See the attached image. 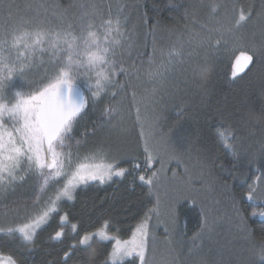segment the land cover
Here are the masks:
<instances>
[{"label":"snow or ice","instance_id":"snow-or-ice-1","mask_svg":"<svg viewBox=\"0 0 264 264\" xmlns=\"http://www.w3.org/2000/svg\"><path fill=\"white\" fill-rule=\"evenodd\" d=\"M209 8L215 20L221 5ZM3 13L0 241L4 246L14 245L18 256L5 257L0 253V264H29L37 237L54 223L48 240L60 244L54 251L57 256L60 252L63 255L47 264L70 261L72 264H264V223L260 225L259 236L249 223L256 217L264 220V76L259 82L258 107L249 93L242 106L222 117L215 132V145L222 150L223 159L219 163L200 161L201 175L218 169L213 182L219 183L228 194L229 219L238 225L245 242L243 247L222 248L215 253L211 247L205 251L203 242L206 238L212 240L222 217L192 194L199 189L194 187L190 175L187 188L183 185L168 188L162 183V175L166 176L173 162L183 164V153L175 148L169 150L167 138L157 139L158 121H149L142 114L144 97L138 96L137 91L138 86L151 84V92L146 89V95L154 96L156 86L170 76H178L186 88L199 89L210 79L208 53L229 44L234 55L231 80L243 79L257 63L264 65V0L259 12L251 4L247 11L241 9L228 26L200 23V31L190 32L187 44L179 40L159 57L155 51L148 53L147 69L127 64L126 57L131 58L132 50L138 46L139 34L136 26H129L130 17L124 6L113 14L111 4L105 13L102 3L87 0H73L67 7L29 4L23 11L18 5L7 3L3 5ZM254 15L262 21L259 44L255 42V33L248 43L238 35ZM143 23L147 26L150 18L145 15ZM196 24L194 19L193 25ZM156 27L153 24L148 33L154 36ZM144 49L147 50V34ZM201 50L206 53L203 58L199 56ZM137 56L142 58L144 53L137 51ZM129 95L140 129L139 144L134 152H113L105 138L98 141L94 138L116 127L113 121L120 117V106ZM100 104L104 106L98 118L80 131L89 108L95 109ZM174 128L177 143L186 142L187 137L179 133V119ZM257 128L261 130L260 148L254 152L250 145L245 147V142L255 136ZM184 171L188 173L187 166ZM173 178H176L174 170ZM124 180L128 181L129 190L144 191L147 200L128 239L120 237V229L114 227L111 218H104L108 212L105 197L100 198L98 208L94 206L89 215L91 219L100 212L94 227L84 226L66 209V205L74 207L81 191ZM24 185L32 191L30 209L23 196L5 202ZM181 206L199 208V227L186 254L197 258L181 259L173 255L175 249L169 248L168 256L158 259L156 228L163 226L165 239L171 245ZM198 240L200 244L196 243ZM109 244L111 247L106 248Z\"/></svg>","mask_w":264,"mask_h":264},{"label":"trees","instance_id":"trees-1","mask_svg":"<svg viewBox=\"0 0 264 264\" xmlns=\"http://www.w3.org/2000/svg\"><path fill=\"white\" fill-rule=\"evenodd\" d=\"M73 0H0V23H3L4 13L3 5L11 3L18 5L23 11L29 4L35 6L43 3L45 5H61L67 7ZM87 2L102 3L105 13L109 4H111L113 14L120 6H124L126 13L129 15V26H136L139 34L138 46L132 50L131 58L126 57L127 64L135 63L142 69H147L148 53L155 51L157 57L166 48L182 40L185 44L189 40L190 32H199L198 25L200 23H209L211 26H216L217 23L225 26L230 25L238 16L239 11L243 9L247 11L248 6L254 4L256 11L261 10L262 0H87ZM219 4L221 9L215 20L210 16V5ZM145 15L150 18V23L145 26L143 18ZM197 21L196 26L193 25V20ZM261 19L258 16L248 21L241 29L238 35L244 37V42L248 43L253 38L255 33V42L260 41ZM156 24L155 35L148 33V28ZM147 34V50L144 49V37ZM155 40V43H153ZM137 51L143 52L144 56L138 57ZM205 51L201 50L199 56L203 58ZM210 79L207 84L199 89L188 87L186 88L178 76H170L166 82L157 85V91L154 96L146 95L151 92L152 85L144 83L143 86H138V96L144 97V102L141 105L142 114L149 120L158 121L157 139L162 137L169 140L168 148H175L178 153H183V164L177 165L173 162L166 173V176L161 177L162 183L168 188L174 185H183L188 187L187 180L189 175L195 181L194 187L199 191L192 193L199 202L213 208L222 218L217 222L215 231L212 235V240L207 238L204 240V250L209 247L213 249V253L220 249L240 248L245 246V242L241 239V233L238 225L230 221V210L228 194L223 190L219 183H214V176L218 173V169L212 168L211 174L205 172L201 175L200 161L207 159L209 163L215 160L219 163L223 159L222 150H218L215 145V132L219 129L222 117H227L229 112L236 107L242 106L246 95L252 94L257 107L260 103L259 82L264 76V65L257 63L255 67L244 76L243 79L235 81L230 79L231 61L234 60L232 54V45L227 48L221 47L218 51L213 50L208 53ZM255 85V88L253 87ZM105 98V103H107ZM131 96L120 106V117L126 118L128 126L134 131V136H137L139 127L135 123V109L130 107ZM100 104L95 109L89 108L88 115L81 121V129L84 125H91L93 120L99 116L100 110L103 108ZM211 119H207V117ZM180 120L181 128L179 133L187 137V141L183 144L177 143V130L174 128V122ZM172 130L171 132L169 130ZM247 136V133H245ZM106 136L102 133L94 138L100 140ZM197 137L199 142L197 143ZM261 130L255 131V136L248 137L245 142V147L251 146L252 151L256 152L260 148ZM139 144L137 139L136 144L125 145L124 152H134ZM187 166L188 173L184 171ZM173 170L176 173V178H173ZM32 181H29L31 184ZM23 196L28 200L29 209L31 208L32 191L28 185H24L17 189L15 194L9 196L6 203ZM105 197L104 205L108 212L104 218H111L114 222V227L120 229L119 235L122 239H128L131 236V229L135 227L139 214H142L143 208L147 205V200L144 197V191L136 188L135 191L128 189V181L122 183L93 186L79 193L74 207L66 205V209L70 210L77 218L83 221L84 226H96L100 212L97 211L89 219V215L93 212L94 206L98 208L100 198ZM219 201L216 204L215 201ZM111 206V207H110ZM23 211V206H21ZM127 209V211L125 210ZM21 211V214H22ZM179 223L176 230L172 233L170 239L172 244L169 245L165 239L163 226L156 228V252L157 257L165 256V252L169 248L175 249L173 255H178L181 259H189L194 261L197 256L186 257L188 248L192 246L191 237L199 227V208H188L181 206L178 209ZM119 221V223H116ZM249 223L256 229L259 236L261 223H264L259 217L253 218ZM55 223L52 227L42 231L36 240V250L29 257V264H47L49 260L59 259L63 253L60 252L57 256L54 249H59L60 244L49 241L48 236L54 231ZM70 231V228L68 229ZM68 243V241H66ZM200 244V241H196ZM107 245L106 248H110ZM66 250V248H65ZM105 249H101L104 251ZM0 253L5 257L8 255H17L15 246H4L3 241H0ZM51 253V254H49ZM159 259V258H158ZM69 264H72L70 261Z\"/></svg>","mask_w":264,"mask_h":264},{"label":"rangeland","instance_id":"rangeland-1","mask_svg":"<svg viewBox=\"0 0 264 264\" xmlns=\"http://www.w3.org/2000/svg\"><path fill=\"white\" fill-rule=\"evenodd\" d=\"M113 123L116 127L111 131L105 132L106 136L104 137L107 143L112 146L113 152H124L123 148L127 145L136 144L137 139H139V131H137V136H134V131L128 126L126 118H117ZM167 256L168 250L167 253L165 252L164 257L166 258ZM157 258H161V256Z\"/></svg>","mask_w":264,"mask_h":264}]
</instances>
